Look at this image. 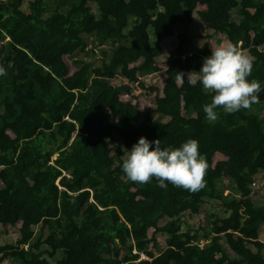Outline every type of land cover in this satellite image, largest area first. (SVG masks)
I'll return each instance as SVG.
<instances>
[{
	"label": "trees",
	"instance_id": "obj_1",
	"mask_svg": "<svg viewBox=\"0 0 264 264\" xmlns=\"http://www.w3.org/2000/svg\"><path fill=\"white\" fill-rule=\"evenodd\" d=\"M23 2L0 0V64L7 70L0 77V222L19 229L14 244L0 241V264H264V205L251 198L264 170V0H30L28 12ZM195 11L207 29L254 58L249 80L262 88L258 104L235 114L217 109L214 124L203 111L213 94L187 82L219 45L203 34L201 50L189 53L194 35L182 28ZM86 36L115 45L102 48L98 65L76 58ZM171 36L177 45L161 62V41ZM160 71L162 93L149 87L157 93L143 115L122 98L130 86L112 83L121 75L143 86L141 78ZM115 132L124 146H111ZM140 137L160 139L162 149L196 139L208 162L206 186L190 193L160 188L155 179L129 181L123 158ZM223 178L235 183L237 196ZM205 198L222 200L229 215H204ZM186 211L203 214L193 233L182 231ZM157 232L168 234L158 253L149 249Z\"/></svg>",
	"mask_w": 264,
	"mask_h": 264
},
{
	"label": "clouds",
	"instance_id": "obj_2",
	"mask_svg": "<svg viewBox=\"0 0 264 264\" xmlns=\"http://www.w3.org/2000/svg\"><path fill=\"white\" fill-rule=\"evenodd\" d=\"M254 58L237 44L227 42L211 47V55L203 60L199 72L187 74V82L195 87L198 82L207 93H212L210 103L203 105L209 123L219 120L217 109L225 114L250 110L260 102L261 83L249 80ZM8 67H12L11 64ZM184 73L178 72L176 81H184ZM7 76L0 64V77ZM155 145L153 148L152 145ZM208 162L201 154L196 139H188L179 147L161 148L160 139L150 142L140 137L123 158L122 171L126 178L137 184H149L155 179L157 186L167 189L168 184L190 193L202 190L205 185Z\"/></svg>",
	"mask_w": 264,
	"mask_h": 264
},
{
	"label": "rangeland",
	"instance_id": "obj_3",
	"mask_svg": "<svg viewBox=\"0 0 264 264\" xmlns=\"http://www.w3.org/2000/svg\"><path fill=\"white\" fill-rule=\"evenodd\" d=\"M29 1L30 0H24L23 5H22V8L26 12L29 11V8H28ZM89 4L93 12L98 16L99 9H98V5L96 4V2L90 1ZM202 8H204V6H198V9H202ZM62 9H66V7H63ZM231 17L235 21L239 20L240 16L238 14L237 9L232 10ZM182 29H187L190 32H192L194 35V38L192 39V41L189 43V46H188L189 53H194V52H198L201 50L204 44V39L200 38V36H202L203 34H210L211 41H213L214 43H217V44L227 43V39L224 34L217 33V32H214V30L206 28L204 22L200 18L197 11H195L193 14V22L187 26H184ZM180 30H181L180 27L177 28V31H180ZM149 31L151 35V40L152 42H154L155 37L152 33V29L150 28ZM86 41H87V47L85 51L79 52L76 58H82L86 61H91L94 63V65H98L101 63V60L103 57L102 48L108 51H111L113 50V47L115 46L114 44H111V43H107L105 45L99 46L93 41L92 36H86ZM176 45H177V38L175 36H171L161 41L162 55L160 56L159 61L161 62L167 61L170 58L173 51L175 50ZM66 60L70 62L71 60H74V58L67 57ZM165 77H166V74L164 71H160V72H156V73L144 76L143 78H141V81L144 84L142 86L138 82H130L124 76L119 75L112 81V83L115 85L128 84L130 86L131 88L130 94L129 95L123 94L122 98L125 100L129 99L133 103H137L139 106L140 113L141 115H143L145 109L154 103L155 96L157 93V91L151 90L149 89V87L156 86L159 89V93H162V88L164 85ZM109 140L113 148H115L117 144L124 146V143L120 135L117 132L112 134V136L109 137ZM222 186L228 191L230 190V194H232V196L238 195L237 192H235V183L228 180L227 178H223ZM226 195H228V193ZM251 198L255 205H264V170L259 171L258 174L255 176V182L253 184ZM201 212L204 215L213 213L218 217H226L230 213L229 210H227V208L223 204L222 200L210 199V198H205L201 206ZM202 215L192 214L190 211L184 212L181 215V218L183 220L182 231H190L191 233H193L194 230H197L200 226V222L202 221L198 216L201 217ZM167 220L168 219L164 218L160 221L159 224L163 225ZM33 228H34L36 235H38L39 230H40V225L34 226ZM154 232L155 231L153 228L150 229L149 235L152 236ZM46 234H47V231L45 230L44 235ZM18 236H19L18 226L3 225L0 222V241L2 244H11V243L14 244ZM167 237H168V234L165 232L155 233V238L157 240V243L155 245H151L149 249L158 253L159 251H161L162 249L166 247ZM259 237L264 243V225L262 226L260 230ZM219 242L230 257L232 258L236 257L237 254L229 247L224 237H221ZM199 244L203 246L205 244V241L201 240ZM45 247L46 246H43V248ZM142 255L146 257L145 254H142ZM57 257H60V255L58 254ZM49 260L51 264L55 262L54 259L49 258ZM2 264H19V263L15 261L6 260Z\"/></svg>",
	"mask_w": 264,
	"mask_h": 264
},
{
	"label": "built area",
	"instance_id": "obj_4",
	"mask_svg": "<svg viewBox=\"0 0 264 264\" xmlns=\"http://www.w3.org/2000/svg\"><path fill=\"white\" fill-rule=\"evenodd\" d=\"M134 252H135V251H134ZM143 257H144V255H142V256L140 257V259L143 258Z\"/></svg>",
	"mask_w": 264,
	"mask_h": 264
}]
</instances>
